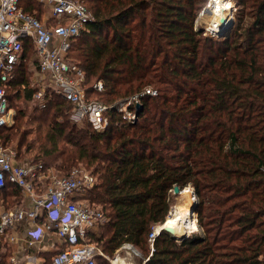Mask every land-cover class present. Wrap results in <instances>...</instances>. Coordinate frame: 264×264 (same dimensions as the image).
<instances>
[{
    "label": "trees",
    "instance_id": "1",
    "mask_svg": "<svg viewBox=\"0 0 264 264\" xmlns=\"http://www.w3.org/2000/svg\"><path fill=\"white\" fill-rule=\"evenodd\" d=\"M80 1L94 20L66 58L83 72L88 98L111 106L109 126L80 128L56 93L45 96L41 113L25 111L23 102L35 103L38 94L25 51L7 89L14 124L0 129V144L20 136V152L38 149L34 163L48 170L69 172L81 161L92 169L96 183L85 198L107 220L89 239L106 255L130 244L143 253L138 264H264V0H237L238 23L223 40L196 30L208 0ZM20 4L43 20L42 3ZM132 95L141 96L142 108L130 122L117 106ZM31 119L47 130L27 144ZM176 187L196 194L202 233L178 240L163 230L152 250L149 236L166 223ZM22 196L10 183L0 190L7 207ZM11 256L8 247L5 264Z\"/></svg>",
    "mask_w": 264,
    "mask_h": 264
},
{
    "label": "built area",
    "instance_id": "2",
    "mask_svg": "<svg viewBox=\"0 0 264 264\" xmlns=\"http://www.w3.org/2000/svg\"><path fill=\"white\" fill-rule=\"evenodd\" d=\"M37 1L48 9L47 19L27 13L21 0H0V129L14 121L7 89L24 58L25 42H31L39 73L49 82L45 89H54L70 102L73 122L89 123L95 131H104L110 124L111 106L87 97L81 85L83 72L66 58L71 43L94 20L93 13L80 0ZM95 88L103 91L104 86L98 83ZM140 103L141 96L134 95L121 101L117 109L123 119L133 122ZM8 183L18 187L25 199L21 206L0 214V264H5L3 252L17 244L23 232L29 250L54 253L50 264H97L98 255L108 258L89 239L107 220L104 212L85 198L96 183L92 173L75 169L58 176L42 163H16L13 152L0 144V190ZM193 197L197 199L194 192ZM163 230L164 225H157L150 234L152 250ZM46 238L50 243L44 245ZM25 261L42 264L38 254H28ZM11 264L20 262L12 256Z\"/></svg>",
    "mask_w": 264,
    "mask_h": 264
},
{
    "label": "rangeland",
    "instance_id": "3",
    "mask_svg": "<svg viewBox=\"0 0 264 264\" xmlns=\"http://www.w3.org/2000/svg\"><path fill=\"white\" fill-rule=\"evenodd\" d=\"M211 0H208V2L206 3V5H204V7L202 8V11H200L199 16L197 18L196 21V30H202L205 32V35L209 36L210 38L214 39V40H223L225 38H227L228 35H230V33L234 30V27L236 26V24L238 23V16L241 12L242 9V5L240 4V2H238L237 0H230L233 3V6H231V10H232V17H233V21L230 22V24L228 25L229 28H226L224 31H220L219 33L217 31L214 30L213 28V24L211 23L213 18L211 15H209L208 11V4L210 3ZM236 3L239 4V9L237 12V6ZM43 5V4H42ZM37 9V11L35 10L36 13H38V10L41 9V5L40 6H36L35 7ZM43 9L41 10V16L43 19H47L49 16V11L47 8L42 7ZM212 30L215 33L212 32ZM32 48V49H31ZM25 51L29 52L30 55V60H29V64L31 66L30 70L32 71L31 73V88L32 89H37L38 94L42 93V96H38V94L36 95L35 99L36 102H28L27 104L25 102H23L22 106L23 109L25 111H29L28 113H36L37 110L41 113L42 110L44 109V107L46 106V102H45V96L48 94L52 95L55 94V90L51 89V88H46L49 87V82L46 78H44L40 73H39V69H38V61L37 58L35 56V49L32 46H26ZM75 65V64H72ZM84 79L81 81V85L84 88V90L86 91L87 97H88V92L86 90V88L84 87ZM98 83H102V82H98ZM96 83V84H98ZM95 84V85H96ZM103 84V83H102ZM46 85V86H45ZM94 85V86H95ZM45 89V91H43ZM104 90V89H103ZM57 94V93H56ZM133 96V95H132ZM99 96H96V98H98ZM131 97V96H129ZM128 97V98H129ZM100 98V97H99ZM125 98V99H128ZM102 99V98H101ZM107 98H103V100L105 101ZM37 112V113H39ZM15 115H16V111H15ZM29 115V114H28ZM41 115V114H40ZM72 120V119H71ZM26 121V118H25ZM33 120H29L28 122H26L24 124V130H23V136L26 140V143H38L41 139H43L45 132L47 130V126L46 125H41L35 122H32ZM75 123V122H74ZM14 124V121L12 123V125ZM77 124V123H76ZM80 128L86 127L85 123L82 124H78ZM11 127V126H10ZM85 129V128H84ZM20 136H17L16 139H14L13 141L8 142L7 144V148L13 152L14 157L16 158V163H21V164H25L28 162H32L34 163V159L35 157L38 155V149H33L31 150L29 153H24V152H20L21 150L18 147L19 141H20ZM25 143V145H27ZM24 151V148L23 150ZM38 158V157H36ZM42 161V159H39ZM79 170L80 172H84V173H92V169L89 168L87 166V164L85 162H80L78 163L77 166H75L73 169H71L69 172H61L60 170H58L55 166H50L49 170H51L55 175L58 176H65L67 174H69L72 170ZM186 189H188V193H185V189L183 191H181L179 193V195L175 198V205L172 208V211L174 210H178L179 208H183L187 202L188 199L191 198L192 200V211L193 214L196 216V220L191 221L190 226L186 229L187 233L189 236L191 234L195 233H202V230L200 229L199 225H198V213L196 212V203H197V199H194L193 197V189L190 187H187ZM23 199H21V203H15L16 201V197L11 199V203H13L14 201V205H11L12 207H7L4 205L3 200L0 199V214L8 209L11 208H15L18 206H21V204L23 203V200L25 199L24 196H22ZM172 211L170 214H172ZM180 240V239H179ZM102 250V249H101ZM106 255V254H105ZM108 258V262L109 264H138L139 261L141 259H143V253L142 251L137 250L134 246L130 245V244H126L125 246H123L114 256H109L106 255ZM103 263V262H102ZM100 264V263H99Z\"/></svg>",
    "mask_w": 264,
    "mask_h": 264
},
{
    "label": "bare ground",
    "instance_id": "4",
    "mask_svg": "<svg viewBox=\"0 0 264 264\" xmlns=\"http://www.w3.org/2000/svg\"><path fill=\"white\" fill-rule=\"evenodd\" d=\"M208 13L212 16V24L215 31L218 33L226 28H229V24L233 21L231 6L224 0H211L208 4ZM213 33L216 34L212 30ZM188 193V189H185V193ZM192 200L188 199L187 204L183 208L172 211L169 215L164 228H171L174 234L181 238L187 233L186 229L190 226L191 221L196 220V216L192 211ZM122 263V262H121ZM120 263V264H121Z\"/></svg>",
    "mask_w": 264,
    "mask_h": 264
},
{
    "label": "crops",
    "instance_id": "5",
    "mask_svg": "<svg viewBox=\"0 0 264 264\" xmlns=\"http://www.w3.org/2000/svg\"><path fill=\"white\" fill-rule=\"evenodd\" d=\"M24 238H25V232H23V234H20V236H19V242L11 247V254H12V256H14L16 259H18V261L20 262V264H26V261L25 260H26V257L28 256V254H33V255H37L38 254L39 258L42 261V264L49 263V261L47 259V256L50 255V254H54V253L52 251L38 253L34 249L33 250H29L28 247H25ZM49 243H50V239L49 238H46L43 244L44 245L45 244L47 245ZM9 264H11V259L9 261Z\"/></svg>",
    "mask_w": 264,
    "mask_h": 264
},
{
    "label": "water",
    "instance_id": "6",
    "mask_svg": "<svg viewBox=\"0 0 264 264\" xmlns=\"http://www.w3.org/2000/svg\"><path fill=\"white\" fill-rule=\"evenodd\" d=\"M141 108H142V106L138 105V107H137V111H136V121H137V119H138V117H139V114H140V110H141ZM174 192H175L176 194H179V193L181 192V190H180L179 187H176L175 190H174ZM164 231L170 233V234H171L174 238H176V239L179 238L178 236H176V235L174 234L173 229H171L170 227H169V228H164ZM188 236H189L188 234H185V235L181 238V240L188 238ZM178 240H179V239H178Z\"/></svg>",
    "mask_w": 264,
    "mask_h": 264
}]
</instances>
